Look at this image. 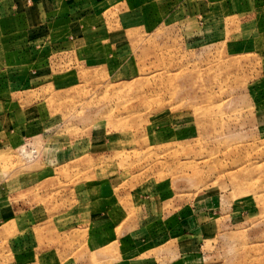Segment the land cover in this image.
<instances>
[{
  "label": "rangeland",
  "instance_id": "rangeland-1",
  "mask_svg": "<svg viewBox=\"0 0 264 264\" xmlns=\"http://www.w3.org/2000/svg\"><path fill=\"white\" fill-rule=\"evenodd\" d=\"M71 5L0 75V264H264V0Z\"/></svg>",
  "mask_w": 264,
  "mask_h": 264
},
{
  "label": "crops",
  "instance_id": "crops-1",
  "mask_svg": "<svg viewBox=\"0 0 264 264\" xmlns=\"http://www.w3.org/2000/svg\"><path fill=\"white\" fill-rule=\"evenodd\" d=\"M80 0H0V75L14 77L20 80L18 75L12 74L11 69L16 62L29 64L30 53L36 48L37 36H33L37 27L49 30V34L60 36L62 22L70 13V6ZM54 7V9H53ZM57 7V8H55ZM62 7V8H60ZM73 9V8H72ZM55 12V13H54ZM61 17V18H60ZM60 18V19H59ZM52 29V30H51ZM46 32H41V38ZM32 35V36H31ZM5 61L10 62L9 64ZM24 68V67H23ZM24 70V69H23ZM30 76V75H29ZM176 224V223H175ZM184 263L188 260L184 258Z\"/></svg>",
  "mask_w": 264,
  "mask_h": 264
}]
</instances>
